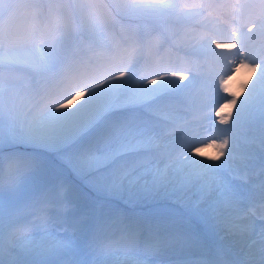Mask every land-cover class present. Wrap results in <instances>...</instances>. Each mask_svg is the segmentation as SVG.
Returning <instances> with one entry per match:
<instances>
[{
    "label": "snow or ice",
    "instance_id": "6c2138e0",
    "mask_svg": "<svg viewBox=\"0 0 264 264\" xmlns=\"http://www.w3.org/2000/svg\"><path fill=\"white\" fill-rule=\"evenodd\" d=\"M0 264H264V0H0Z\"/></svg>",
    "mask_w": 264,
    "mask_h": 264
},
{
    "label": "rangeland",
    "instance_id": "374dc122",
    "mask_svg": "<svg viewBox=\"0 0 264 264\" xmlns=\"http://www.w3.org/2000/svg\"><path fill=\"white\" fill-rule=\"evenodd\" d=\"M216 27L223 33L224 32L227 33L229 30V25L227 23H223L220 21L217 22ZM236 67L239 68V71L233 72L230 77L224 78L225 84L227 87V92L223 94L224 95L228 94L230 96L235 94L236 97L242 98L247 93V90L251 86L252 82L255 80L257 72L253 71L252 68L248 66L241 67L239 65H236ZM238 72L241 74V76L237 74ZM213 97H217V99H213V100L220 99V97L216 96L214 93H213ZM233 111H234L233 108L225 109L226 113L233 112ZM207 148H210V149L214 148L212 156L217 153V149L215 147L205 146L203 149H207ZM34 195H38V193H35ZM149 204H152V203L145 202L139 206H144V205H149ZM57 231L63 232V228H58Z\"/></svg>",
    "mask_w": 264,
    "mask_h": 264
},
{
    "label": "bare ground",
    "instance_id": "6f19581e",
    "mask_svg": "<svg viewBox=\"0 0 264 264\" xmlns=\"http://www.w3.org/2000/svg\"><path fill=\"white\" fill-rule=\"evenodd\" d=\"M225 33V32H224ZM239 76H241V74L238 72L237 73ZM213 99H217V97H214ZM213 150L214 148L210 149V148H207V149H203V152H202V155L203 156H206V157H211L212 154H213Z\"/></svg>",
    "mask_w": 264,
    "mask_h": 264
}]
</instances>
